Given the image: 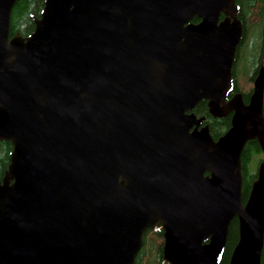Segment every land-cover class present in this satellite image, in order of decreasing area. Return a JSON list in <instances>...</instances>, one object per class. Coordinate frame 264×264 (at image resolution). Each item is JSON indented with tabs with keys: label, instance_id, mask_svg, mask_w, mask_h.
<instances>
[{
	"label": "water",
	"instance_id": "water-1",
	"mask_svg": "<svg viewBox=\"0 0 264 264\" xmlns=\"http://www.w3.org/2000/svg\"><path fill=\"white\" fill-rule=\"evenodd\" d=\"M16 1L0 0V264H133L160 225L168 264H220L234 218L228 264H261L264 161L243 203L241 154L264 151V71L226 102L235 0H44L10 37ZM202 99L231 113L216 140L187 113Z\"/></svg>",
	"mask_w": 264,
	"mask_h": 264
},
{
	"label": "trees",
	"instance_id": "trees-1",
	"mask_svg": "<svg viewBox=\"0 0 264 264\" xmlns=\"http://www.w3.org/2000/svg\"><path fill=\"white\" fill-rule=\"evenodd\" d=\"M238 8L237 17L243 25L244 34L250 37L249 43L238 46L235 56V63L232 68V82L235 87H245L246 90L251 84L253 76L258 70V61L261 55L264 56V0H235ZM44 5V0H17L10 19V33L19 32L23 34L32 29L33 17L39 16ZM194 20H197L196 17ZM250 79V81H248ZM249 100V94L244 96V102ZM206 100H200L195 111L199 115H206L210 133L214 138L225 132L230 126L229 116L223 118L212 117L208 112ZM264 113V108H263ZM12 144L10 141L0 140V181L4 176L9 164ZM259 143L256 139L249 140L244 146L241 156V169L243 175L242 201L245 202L251 179L255 177L253 164H250L251 156L261 153ZM252 177V178H251ZM151 232V229L144 231L142 245L138 251L133 264H166L161 246L158 240L162 239L161 231ZM238 239V221L234 218L230 224L227 242L220 264H228L230 253ZM261 264H264V242L261 253Z\"/></svg>",
	"mask_w": 264,
	"mask_h": 264
},
{
	"label": "flooded vegetation",
	"instance_id": "flooded-vegetation-1",
	"mask_svg": "<svg viewBox=\"0 0 264 264\" xmlns=\"http://www.w3.org/2000/svg\"><path fill=\"white\" fill-rule=\"evenodd\" d=\"M40 16V15H39ZM39 16H34L33 17V26H32V29L30 30V31H28V32H25V33H23V34H20L19 32H16V33H14L13 35H15V34H18V35H20V36H22V37H27V36H29L31 33H32V31L34 30V26H35V20L39 17ZM222 17H223V15H222ZM196 19L197 20H192V22L193 23H198L199 22V20L200 19H198L197 17H196ZM242 27H243V25H242ZM12 35V36H13ZM12 36H10V37H12ZM249 41H250V37L248 36V35H246V33L244 34V31H243V35H242V39H241V41H240V43L238 44V46H240L241 44H248L249 43ZM238 46H237V48H238ZM236 51H237V49H236ZM235 56H236V53H235ZM234 63H235V60H234ZM233 63V64H234ZM232 68H233V66H232ZM261 68H263V71H264V56L263 55H261V59H259V61H258V70H257V73H255L254 74V76H253V78H252V80H251V82H249L248 84H251L252 85V87L250 86L249 88H247V90H246V88L243 86V87H235V86H233V82H232V88H231V90L228 92V94H227V96H226V102L229 100V99H231L234 95H236V94H241L242 95V98H243V100H244V96L246 95V94H249V97H250V95H251V93H252V88H253V82H254V80H255V78H256V76L258 75V73H259V70L261 69ZM248 81H250V79H248ZM202 100H206L207 101V99H202ZM249 101V100H248ZM207 103V102H206ZM248 103V102H247ZM198 104V103H197ZM196 104V105H197ZM196 105H195V107L192 109V110H190V111H187V113H193V114H195L196 115V117L198 118V117H200V116H204L205 117V119H204V122H203V124L202 125H204V124H207L208 125V129H209V124L207 123V117H206V115H199L196 111H195V109H196ZM207 107H208V105H207ZM264 108V107H263ZM208 112H209V110H208ZM210 114V113H209ZM212 116V115H211ZM227 116H229V119H231V113H229V114H227ZM227 116H225V117H227ZM212 117H214V116H212ZM216 118H219V117H216ZM220 118H223V117H220ZM230 127V126H229ZM228 127V128H229ZM200 128H201V125H199V126H196V125H193L192 127H190L189 128V132H193L195 129L196 130H200ZM227 128V129H228ZM226 129V130H227ZM226 130H225V132H226ZM224 132V133H225ZM209 133H210V129H209ZM224 133H222V134H224ZM221 134V135H222ZM210 135H211V133H210ZM221 135H219L218 137H220ZM212 136V135H211ZM213 137V136H212ZM217 137V138H218ZM217 138H214L213 137V139L214 140H216ZM250 140H253V139H250ZM249 141V140H248ZM247 143V142H246ZM245 146V145H244ZM260 146V145H259ZM244 149V148H243ZM260 149H261V147H260ZM261 153H256L255 155H252L251 156V160H250V164L253 162L254 163V161H255V164H254V168L252 169L253 170V172H254V175H255V177H256V169H257V166H258V164H259V162H261V161H264V151L261 149ZM242 152H243V150H242ZM241 156H242V154H241ZM241 171H242V169H241ZM255 177L253 178V179H251V182H250V186H249V190H250V187H251V183L253 182V180L255 179ZM252 178V177H251ZM242 186H243V175H242ZM249 190H248V193H249ZM247 196H248V194H247ZM247 199V198H246ZM246 201V200H245ZM243 202V201H242ZM243 203H245V202H243ZM147 229H151V232H153V233H157L156 231H161V235H162V239H159L158 240V244L161 246V250H162V247H163V229H162V227H161V225L160 226H156V227H153V228H147ZM146 229V230H147ZM238 240V239H237ZM236 243H237V241H236ZM235 243V244H236ZM235 246V245H234ZM234 246H233V248H234ZM233 248H232V250H233ZM232 250H231V252H232ZM230 255H231V253H230ZM165 263H167V262H165Z\"/></svg>",
	"mask_w": 264,
	"mask_h": 264
},
{
	"label": "rangeland",
	"instance_id": "rangeland-1",
	"mask_svg": "<svg viewBox=\"0 0 264 264\" xmlns=\"http://www.w3.org/2000/svg\"><path fill=\"white\" fill-rule=\"evenodd\" d=\"M253 167H254V164H253Z\"/></svg>",
	"mask_w": 264,
	"mask_h": 264
},
{
	"label": "built area",
	"instance_id": "built-area-1",
	"mask_svg": "<svg viewBox=\"0 0 264 264\" xmlns=\"http://www.w3.org/2000/svg\"><path fill=\"white\" fill-rule=\"evenodd\" d=\"M166 264H168V263H166Z\"/></svg>",
	"mask_w": 264,
	"mask_h": 264
}]
</instances>
